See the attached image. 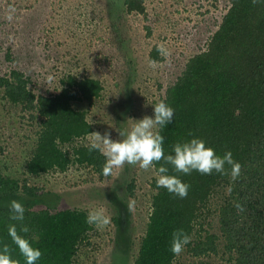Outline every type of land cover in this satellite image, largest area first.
Wrapping results in <instances>:
<instances>
[{"label":"trees","instance_id":"16d2710c","mask_svg":"<svg viewBox=\"0 0 264 264\" xmlns=\"http://www.w3.org/2000/svg\"><path fill=\"white\" fill-rule=\"evenodd\" d=\"M114 5L118 17H147L146 0H118ZM206 44L187 59L174 83L165 88L161 101L174 109V116L171 124L157 130L164 137L166 155L173 154L176 143L198 138L219 156L231 151L234 161L242 166L241 176L233 182L230 175L196 171L182 175L168 166L169 174L179 175L190 186L187 197L181 199L156 187V173L151 182L152 211L134 264H173L178 256L170 248L172 233L177 229L191 237L184 250L195 258L218 254L221 243L223 253L234 264H264V0L255 5L252 0H228ZM158 48L152 49L150 59L165 61ZM0 88L5 99L31 112V121H39L37 145L26 172L38 176L66 170L73 160L60 144L73 143L94 131L87 111L77 108L76 103L92 102L100 96L102 81L68 74L58 92L38 95L30 89L29 77L13 69L0 77ZM74 153V162L92 167L104 177L106 158L100 151L90 152L84 144ZM135 186L134 181L128 186L132 193ZM229 186L231 193L227 191ZM57 199L52 192L5 175L0 167V247L12 244L9 226L16 225L19 232L22 223L29 232L20 234L42 253L36 264H74L80 246L91 243L94 226L86 223L85 210H58ZM12 200L24 206L23 222L10 219ZM237 203L244 211L237 210ZM120 204L122 213H126V205ZM213 211L219 235L204 229L205 222L200 221ZM113 220L121 227V215ZM12 248V257L25 264L14 245Z\"/></svg>","mask_w":264,"mask_h":264},{"label":"rangeland","instance_id":"374dc122","mask_svg":"<svg viewBox=\"0 0 264 264\" xmlns=\"http://www.w3.org/2000/svg\"><path fill=\"white\" fill-rule=\"evenodd\" d=\"M227 2L146 0L145 18L134 14L118 17L114 7L118 0H0V77L13 69L23 71L30 89L38 95L58 92L68 74L100 79L101 95L92 102H77L76 107L87 111L93 132L103 135L109 131L111 139H122L119 132L129 130L133 120L154 117L155 102L161 101L187 59L206 47ZM155 46H163L170 55L165 61H156L158 67L153 69L149 62ZM3 95L0 88L3 173L55 194L58 210H105L111 223L102 229L94 226L91 243L80 246L74 264H134L152 211L155 170L126 164L102 178L92 167L74 162L76 147L90 144L89 134L60 144L73 160L66 170L32 176L26 165L37 145L39 121H31V112ZM133 181L132 193L128 186ZM120 202L126 205V213ZM119 215L121 227L113 220ZM208 216L200 220L205 222L204 229L219 235L214 211ZM219 249L218 254L201 258L184 250L173 264H234L223 253V244L219 243Z\"/></svg>","mask_w":264,"mask_h":264},{"label":"clouds","instance_id":"9594fccd","mask_svg":"<svg viewBox=\"0 0 264 264\" xmlns=\"http://www.w3.org/2000/svg\"><path fill=\"white\" fill-rule=\"evenodd\" d=\"M260 0H252L255 5ZM119 6V5H118ZM11 19V17H9ZM162 57L167 58L170 53L163 46L157 49ZM149 66L153 69L158 67L156 61H150ZM174 109L163 101L154 105V117L144 116L142 119L133 120L135 123L129 130L119 132L122 139H111V133L105 131L91 132V142L87 145L89 151L98 150L106 158L102 172L109 176L114 170L122 169L126 164L138 166L142 170L155 169L157 173L156 187L164 188L176 197L184 199L188 195L189 185L182 182L179 175L169 174V167L176 174L190 175L196 171L202 175H211L214 172L222 175H230L234 182L241 176L242 166L234 161L231 151L223 156L216 154L215 150L207 147L205 142L198 138L190 141L176 143L172 146L173 154H165L164 137L157 129H162L173 121ZM189 135H192L189 133ZM156 165H159L156 168ZM227 166V167H226ZM231 186L227 189L231 193ZM239 212L244 211L243 205L237 203ZM128 210H131L129 205ZM10 219L17 222L24 221L25 208L12 200L9 204ZM86 223L102 229L111 223V218L105 214L103 208L90 211L86 217ZM29 228L21 223L18 232L16 225H10L8 235L12 244L3 243L0 247V264H20L19 260L11 255L12 245L23 257L25 264H36L42 253L34 248L29 239L20 233H28ZM191 242V237L183 229L174 230L172 233L170 251L179 256L186 245Z\"/></svg>","mask_w":264,"mask_h":264}]
</instances>
